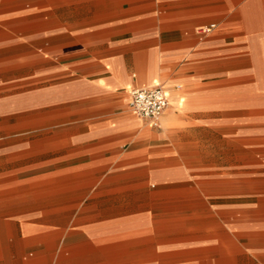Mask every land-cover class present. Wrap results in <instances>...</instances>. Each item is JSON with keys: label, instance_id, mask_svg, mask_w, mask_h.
<instances>
[{"label": "crops", "instance_id": "crops-1", "mask_svg": "<svg viewBox=\"0 0 264 264\" xmlns=\"http://www.w3.org/2000/svg\"><path fill=\"white\" fill-rule=\"evenodd\" d=\"M0 264H264V0H0Z\"/></svg>", "mask_w": 264, "mask_h": 264}, {"label": "built area", "instance_id": "built-area-1", "mask_svg": "<svg viewBox=\"0 0 264 264\" xmlns=\"http://www.w3.org/2000/svg\"><path fill=\"white\" fill-rule=\"evenodd\" d=\"M168 104V93L162 84L136 87L131 90L130 106L132 111L154 126H159L161 116Z\"/></svg>", "mask_w": 264, "mask_h": 264}]
</instances>
